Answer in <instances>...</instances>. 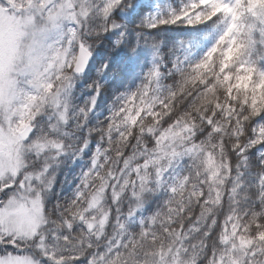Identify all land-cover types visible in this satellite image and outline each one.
<instances>
[{
	"label": "snow or ice",
	"instance_id": "6c2138e0",
	"mask_svg": "<svg viewBox=\"0 0 264 264\" xmlns=\"http://www.w3.org/2000/svg\"><path fill=\"white\" fill-rule=\"evenodd\" d=\"M169 25L194 31L165 52L145 30ZM113 35L155 58L100 120L110 61L94 56ZM262 145L264 0H0V264H264ZM85 156L53 203L61 167Z\"/></svg>",
	"mask_w": 264,
	"mask_h": 264
},
{
	"label": "trees",
	"instance_id": "16d2710c",
	"mask_svg": "<svg viewBox=\"0 0 264 264\" xmlns=\"http://www.w3.org/2000/svg\"><path fill=\"white\" fill-rule=\"evenodd\" d=\"M160 3H162V1ZM146 13L147 12H145V15ZM121 15L127 19L123 13ZM192 31L194 30L189 29L184 25H169L159 30H145V35L161 41L163 43V51L169 52L173 48L179 49L181 42L186 41L188 33ZM114 39V35L106 37L104 43L96 49V54L94 56L96 61L94 67L97 70L100 68L101 62L110 61V71L103 73V76L101 77L102 80H108V83L105 85V93L101 95L97 103L98 111L95 113V118L100 120H103L108 115V108L113 104L116 96L126 91L135 90L140 86L143 77L146 75L155 58V53L150 46L144 43L140 44L134 57L131 56V51L129 49L121 47L113 50L110 41H114ZM129 39L135 44V33H133ZM212 43L213 41H208L205 47L199 50L197 56L203 55ZM96 75V71H92L88 72L86 77L95 78ZM167 82L171 83V79L169 78ZM87 83H91V80L88 79L87 82H85V79H82L77 84L75 93L77 103H83L89 98L90 92L87 88ZM260 152H264V145L260 146L259 149H253V153L257 157ZM87 163L88 157L85 156L83 159L76 160L75 162H66L61 167L57 177V185L54 189V196L52 197L53 203L56 199H64L71 196L78 184L79 174L82 170H86ZM190 164L191 162L187 158H184L176 168L168 174L169 178L175 179L177 176L187 174ZM168 195L169 193L165 190H159L148 194L144 206L137 213L136 222L133 223L131 227L137 229L139 227L140 219H147L161 209L164 206ZM128 203V201H125L123 205L125 210L128 207ZM3 250V248H0V251ZM7 250L14 251L10 245L7 246Z\"/></svg>",
	"mask_w": 264,
	"mask_h": 264
},
{
	"label": "rangeland",
	"instance_id": "374dc122",
	"mask_svg": "<svg viewBox=\"0 0 264 264\" xmlns=\"http://www.w3.org/2000/svg\"><path fill=\"white\" fill-rule=\"evenodd\" d=\"M162 0H152V2H153V5H156L157 3H160ZM148 13H146V15H147ZM211 47V46H210Z\"/></svg>",
	"mask_w": 264,
	"mask_h": 264
},
{
	"label": "water",
	"instance_id": "95a60500",
	"mask_svg": "<svg viewBox=\"0 0 264 264\" xmlns=\"http://www.w3.org/2000/svg\"><path fill=\"white\" fill-rule=\"evenodd\" d=\"M86 74H87V73H86ZM86 74H85V75H86Z\"/></svg>",
	"mask_w": 264,
	"mask_h": 264
}]
</instances>
